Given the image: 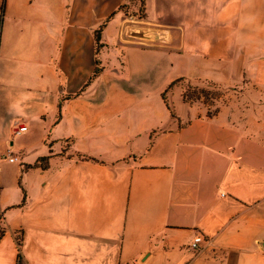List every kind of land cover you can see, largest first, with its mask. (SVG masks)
Segmentation results:
<instances>
[{"label":"crops","instance_id":"crops-1","mask_svg":"<svg viewBox=\"0 0 264 264\" xmlns=\"http://www.w3.org/2000/svg\"><path fill=\"white\" fill-rule=\"evenodd\" d=\"M185 85L263 99L264 0H0V264H264V111Z\"/></svg>","mask_w":264,"mask_h":264},{"label":"rangeland","instance_id":"rangeland-1","mask_svg":"<svg viewBox=\"0 0 264 264\" xmlns=\"http://www.w3.org/2000/svg\"><path fill=\"white\" fill-rule=\"evenodd\" d=\"M142 5L138 7V11L136 15L138 19H141L142 14ZM138 19L134 20L132 23L133 26H139ZM128 33L125 34L126 38H130V32L132 33L133 28ZM134 30V29H133ZM152 43V42H151ZM154 44L158 45V41ZM111 59V53H105ZM178 85V82L174 83L172 87H170L169 91L164 92L163 96H165L168 106L169 101L167 100L166 95L174 87ZM181 100L186 105L187 111H206L209 117H215L219 111L225 108H229V111H260L262 108L264 111V97L262 100H256L254 96H249L247 99L243 95L244 87L243 85H239L232 88H225L222 86H210L209 88L199 87L196 88L194 86H184ZM153 94V93H152ZM171 111H174L172 107ZM103 111H106L104 109Z\"/></svg>","mask_w":264,"mask_h":264},{"label":"built area","instance_id":"built-area-1","mask_svg":"<svg viewBox=\"0 0 264 264\" xmlns=\"http://www.w3.org/2000/svg\"><path fill=\"white\" fill-rule=\"evenodd\" d=\"M27 131V127L25 126H22L18 133L19 134H22V133H25ZM11 161H14V159H11ZM20 240V239H19ZM18 240V241H19ZM203 237L201 235H198L194 240L193 242L190 244V249L193 250V251H197L200 247V245L203 243Z\"/></svg>","mask_w":264,"mask_h":264},{"label":"trees","instance_id":"trees-1","mask_svg":"<svg viewBox=\"0 0 264 264\" xmlns=\"http://www.w3.org/2000/svg\"><path fill=\"white\" fill-rule=\"evenodd\" d=\"M97 38L99 40V38H100L99 34L97 35ZM97 73H98V71H96V74ZM163 99L166 101L165 96H163ZM167 106H168V104H167ZM168 108H169V106H168ZM0 236H1V234H0ZM21 263H22V259H21V255L19 254L18 264H21Z\"/></svg>","mask_w":264,"mask_h":264}]
</instances>
